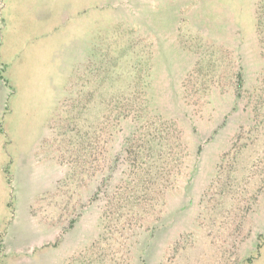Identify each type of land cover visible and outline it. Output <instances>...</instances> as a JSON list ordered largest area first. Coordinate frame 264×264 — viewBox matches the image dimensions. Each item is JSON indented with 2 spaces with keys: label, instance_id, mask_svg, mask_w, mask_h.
<instances>
[{
  "label": "rangeland",
  "instance_id": "1",
  "mask_svg": "<svg viewBox=\"0 0 264 264\" xmlns=\"http://www.w3.org/2000/svg\"><path fill=\"white\" fill-rule=\"evenodd\" d=\"M0 264H264V0H0Z\"/></svg>",
  "mask_w": 264,
  "mask_h": 264
}]
</instances>
